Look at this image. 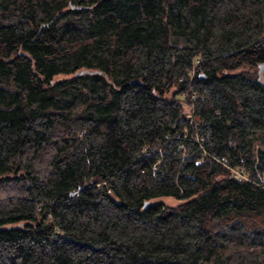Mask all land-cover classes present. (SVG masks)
I'll use <instances>...</instances> for the list:
<instances>
[{"label":"trees","instance_id":"1","mask_svg":"<svg viewBox=\"0 0 264 264\" xmlns=\"http://www.w3.org/2000/svg\"><path fill=\"white\" fill-rule=\"evenodd\" d=\"M260 64L264 0H0V264H264Z\"/></svg>","mask_w":264,"mask_h":264},{"label":"rangeland","instance_id":"2","mask_svg":"<svg viewBox=\"0 0 264 264\" xmlns=\"http://www.w3.org/2000/svg\"><path fill=\"white\" fill-rule=\"evenodd\" d=\"M260 78H262V77H260ZM159 199L163 200L165 203H175L178 200V198H176L172 195H161V196H159Z\"/></svg>","mask_w":264,"mask_h":264},{"label":"built area","instance_id":"3","mask_svg":"<svg viewBox=\"0 0 264 264\" xmlns=\"http://www.w3.org/2000/svg\"><path fill=\"white\" fill-rule=\"evenodd\" d=\"M242 169V168H241ZM233 174L237 177V178H241L244 176L243 172L238 170L237 168H233L232 169Z\"/></svg>","mask_w":264,"mask_h":264},{"label":"water","instance_id":"4","mask_svg":"<svg viewBox=\"0 0 264 264\" xmlns=\"http://www.w3.org/2000/svg\"><path fill=\"white\" fill-rule=\"evenodd\" d=\"M71 7H74V6L71 5ZM261 68H264V64H260L259 65V68L258 69L260 70Z\"/></svg>","mask_w":264,"mask_h":264}]
</instances>
